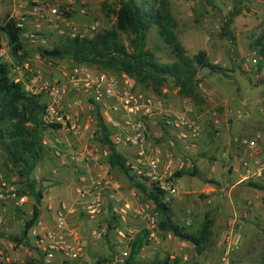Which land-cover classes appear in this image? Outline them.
Returning <instances> with one entry per match:
<instances>
[{
  "label": "rangeland",
  "instance_id": "374dc122",
  "mask_svg": "<svg viewBox=\"0 0 264 264\" xmlns=\"http://www.w3.org/2000/svg\"><path fill=\"white\" fill-rule=\"evenodd\" d=\"M38 1L41 0H20V3L17 0H0V21L8 16L18 18L24 11L31 10ZM169 1L176 19L174 31L186 54L193 57L203 50L208 60L218 65L221 71L197 69L195 75L197 95L194 99L179 94L178 88L170 78L166 79L161 87V93H158L146 89L125 73L104 71L113 72L120 79L122 74H125L129 84L141 91L157 95L167 107L174 109L187 107L189 116L201 125L202 132L196 146L190 149L174 141L171 136H156V125L150 128V139L152 146L160 147V144L166 143L165 149L171 150L175 160L183 163L175 172L188 170L176 181V187L183 198L179 200L183 204L181 208L176 207L179 208L176 214L184 216L183 212L192 207V211L188 213L191 218L190 225H187L188 230L198 232L203 221L208 219L212 221L211 237L200 254L188 242L185 247L179 249L178 241L173 244L171 242L169 246L164 244L160 250H152L150 245L145 246L135 257L134 262L150 264L156 256L163 258L172 254V258L184 260L185 263L182 264L253 263L264 253V189L253 188L248 183L264 184V170L258 176L254 173L252 165L248 167V171L243 167L239 156L235 154L236 157L233 158L227 154L216 163L218 167L211 171L210 185L214 189L208 193L198 190L203 186V180L199 177L208 175L213 164L211 161L217 160L220 156V147H216L220 144V137L232 141L235 136L247 138L259 136L262 149L259 147L253 153L264 154V59L257 55L254 44L256 38L264 32V0H214V8H210L204 0ZM234 5L241 7V13L234 18L229 27L233 35L231 39L222 34L221 28L226 14ZM74 6L75 9L66 14L70 27L81 29L93 26V32L96 34L114 24L115 17L109 11V7L115 8L117 0H75ZM80 8H83L84 12H81ZM70 32L68 26L60 22L54 24L42 21L39 33L47 38L46 43L34 44L21 35L23 48L14 53L6 35L0 31L2 50L0 58L8 64L10 77L13 80L18 79L26 90L40 94V100L46 104L50 98L42 89L45 80L64 82L65 74L80 66L99 70L96 66L75 64L66 58L41 55V50H49L58 40L69 36ZM120 36L128 45V36L126 34ZM145 47L159 62L167 63L174 60L171 48L155 26L150 27L147 32ZM63 107L58 113L64 120L51 123L46 121L41 140H47L48 144L42 143L44 157L31 175L37 186L43 190L40 212L47 214L53 225L52 217L57 205L51 203L48 195L51 194L52 199L57 198L70 206L77 199L76 188L81 184L79 180L81 174L96 176L98 172L95 166L86 168L74 157L71 158L73 151L79 149L95 151L99 154V162L104 166L108 164L109 154L104 153L106 149L109 152L108 146L99 141L97 111L86 97L68 88L63 98ZM51 124L60 126L52 127ZM55 138H59L60 143H56ZM200 159L204 167L197 172L198 165L195 162ZM193 166L199 177L191 173ZM85 169H90L91 173L85 174ZM106 169L120 185L121 194L116 204L117 210L124 208L126 211L117 212L118 220L115 227L108 228L107 225L104 233L96 238L91 236V231L97 227L96 222L85 219V216L78 212L68 222V227L79 234L82 233L83 239L89 243V248H86L83 256L75 259H64L57 255L51 264H94L101 257L114 262L119 251L125 247L130 249V240L136 233L144 230L134 208L148 205L151 210H156L149 205L148 199L139 188L129 182L126 175L109 165ZM129 174L132 175L130 172ZM134 181L136 182V179ZM19 183L16 171L9 166L0 148V186L3 193V197H0V251L10 260L3 264H44L42 254L35 245V233L32 232L33 228L40 231L39 225L31 228L28 245L10 238L20 235L24 219L30 216L33 203V199L26 196L22 204H17L11 196L20 186ZM163 198L174 203L175 197ZM129 200L133 202L126 207L125 204ZM49 203L52 204L51 208L48 207ZM181 223L183 224V221ZM229 224H233V233L240 234V238L237 246L224 260L225 237L230 229ZM119 231L123 235L119 234Z\"/></svg>",
  "mask_w": 264,
  "mask_h": 264
},
{
  "label": "built area",
  "instance_id": "2783aa9c",
  "mask_svg": "<svg viewBox=\"0 0 264 264\" xmlns=\"http://www.w3.org/2000/svg\"><path fill=\"white\" fill-rule=\"evenodd\" d=\"M17 1L20 3V0ZM74 2L75 0H41L36 2L31 10L24 11L21 16L16 18L17 26L21 28V35L31 43L44 45L47 38L39 31L42 21H45L54 24L60 22L66 27L68 26L71 30L69 36L92 37L94 35L93 26H85L81 29L69 26L70 21L66 14L75 9ZM80 10L84 12L83 8ZM1 54L2 50L0 49ZM65 75L66 81L64 82L45 80L42 84V89L50 98L46 104L45 120L48 123L64 120L58 112L64 108L63 98L66 90L69 88L80 92L96 109V116H100L112 144L126 157L125 164L134 179L139 183L158 189L166 199L170 196L177 197L178 189L174 173L177 167H181L183 163L174 162V153L171 150L163 152L158 146H152L150 128L156 125L159 130L166 131L168 136L185 148L195 147L202 127L189 116L188 108L174 109L165 106L157 95L141 91L129 84L125 74H122L120 79L113 72L80 66ZM258 137L235 136L232 141L236 146L235 154L241 158L243 167L249 171L248 167L252 165L254 173L259 176L264 170V154L253 153L259 149L261 144ZM55 142L60 143V139L55 138ZM41 143L48 144V141L41 140ZM104 153H109L108 149ZM70 157H74L77 162L82 164L95 166L98 172L92 181L76 188L77 199L72 205L60 204L55 208L52 217L54 225L51 228H41L40 231L32 230L35 233V245L42 254L44 264H51L57 255H61L64 259L81 257L83 250L79 242L71 243L67 240L69 214L77 211L87 219L94 220L97 227L92 230V235L100 237L105 231L107 221L112 217L117 221V212L124 213L126 211L124 208L117 210L116 204L121 194L120 185L113 180L106 169L108 164L104 166L99 162L100 157L97 152L79 149L74 150ZM1 189L0 186V197H3ZM11 196L17 204H22L26 200V196H16L14 193ZM125 206H130V203L127 202ZM151 206L155 207L154 204ZM134 210L141 219L149 240H155L160 236L166 238L173 236L171 232L159 228L157 210H151L148 205L140 208L135 207ZM229 226L230 229L225 237L224 260L237 246L240 238V234L233 233V224H229ZM119 234L123 235L121 231ZM129 252L128 247L121 249L115 256L114 263L125 264ZM9 261L8 256L0 251V264Z\"/></svg>",
  "mask_w": 264,
  "mask_h": 264
},
{
  "label": "trees",
  "instance_id": "16d2710c",
  "mask_svg": "<svg viewBox=\"0 0 264 264\" xmlns=\"http://www.w3.org/2000/svg\"><path fill=\"white\" fill-rule=\"evenodd\" d=\"M214 8V0H204ZM115 20L112 27L97 32L92 37L67 36L54 43L49 50H41V55L58 59H69L75 64L96 66L99 70L122 72L146 89L161 93V87L170 78L178 88L179 94L194 99L196 97V79L198 68H208L218 72L221 68L211 63L205 51H199L189 57L184 46L175 34L176 19L172 13L169 0H117L115 8L109 7ZM241 13V7L234 5L226 14L222 25V34L233 39L230 25L234 18ZM155 26L171 48L174 60L162 63L156 60L151 51L145 47V39L150 27ZM0 31L3 32L10 44L12 52L22 50L21 28L17 26L16 18L6 17L0 21ZM121 34L128 36V45ZM256 53L264 59V32L254 41ZM40 94L26 90L21 82L10 77L9 67L0 58V148L5 154L9 166L16 171L20 179V186L15 190L16 196H27L33 199L31 214L24 219L19 236H10L15 242L22 241L29 244L28 233L37 222L40 213L39 205L43 195L41 187L32 178V172L45 154L41 138L45 125L46 103L40 100ZM97 123L100 127L99 141L109 148L107 163L126 175L130 183L151 200L159 213V228L169 231L179 239L190 243L197 253H201L211 237V220L205 219L198 232H189L178 225L172 218V208L169 201H165L163 194L156 188L135 182L134 176L129 174L126 157L112 144L106 127L100 116ZM59 127L60 124H51ZM188 170H179L175 177L181 176ZM191 173H196L193 169ZM249 186L264 189V184L249 182ZM115 218L107 221L108 228L115 227ZM145 230L136 233L130 240V252L125 264L134 262L141 248L148 243ZM107 261L98 258L96 264ZM150 264H181L178 258L156 256ZM264 264V253L253 263Z\"/></svg>",
  "mask_w": 264,
  "mask_h": 264
},
{
  "label": "crops",
  "instance_id": "0c3cea01",
  "mask_svg": "<svg viewBox=\"0 0 264 264\" xmlns=\"http://www.w3.org/2000/svg\"><path fill=\"white\" fill-rule=\"evenodd\" d=\"M264 101V100H263ZM155 135L156 136H160V137H164V136H167L168 135V133L166 132V131H161V130H159L157 127H156V130H155ZM225 135V134H224ZM220 144H217L216 145V147H220L219 148V150H220V156H219V158L216 160H214V161H211V163H213L210 167L211 168H209L210 169V171H209V174L208 175H206V174H204V175H201V177H199L197 174L198 173H192L194 176H197V177H199V178H201L202 180H203V183H202V187L198 190V191H200V192H204V193H208L209 191H211L212 189H214L213 188V186H211L210 185V183H211V180H210V175H211V171L212 170H215V167H218L217 165H216V163L221 159V158H223L225 155H230V157H233V158H235L236 157V155H235V149H236V146H235V144L233 143V141H231L230 139H228V138H225V137H220ZM156 146V145H155ZM160 147H158V148H160L161 149V151H163V152H165V151H167L165 148L167 147V145H166V143L165 144H160L159 145ZM157 147V146H156ZM260 148L262 149V145L260 144ZM165 149V150H164ZM195 150V148H193V150L192 151H194ZM90 151H92V150H90ZM89 151V152H90ZM171 152V151H170ZM192 153V152H191ZM192 156H193V154H192ZM174 162L175 163H177V161L174 159ZM195 163H197V165H198V168H197V172L199 171V169H201V168H203L204 167V165H203V163H202V159H200L198 162H197V160H196V162ZM86 168H89V167H92L91 165H87V164H83ZM93 168V167H92ZM92 168H90L91 170H92ZM90 169H85L86 171H85V174H87L86 172H88V173H91V170ZM193 169H195V167L193 166ZM192 169V170H193ZM196 170V169H195ZM182 176V175H181ZM181 176H179V177H175V183H176V181H177V179L178 178H180ZM94 177L95 176H93V175H90V176H88V175H84V174H81V176L79 177V180H80V183L81 184H86V183H88V182H90V181H92L93 179H94ZM246 176H243V178H245ZM78 180V181H79ZM80 184V185H81ZM177 185V184H176ZM257 189V188H256ZM181 196L182 195H180V191H178V195H177V197H175L174 198V203L172 202V203H170L171 204V208H172V218H173V220L178 224V225H180V226H182V227H185V229L187 230V231H189L188 230V226L187 225H190V223H191V218L189 217V215H188V213H190V211H192V207H189V208H187V210H186V212H183L184 213V216L181 214V216H179V215H177L176 213H177V210L179 209V208H181L182 207V204L183 203H181L179 200L180 199H183V198H181ZM48 197H49V199H51V203L53 202V203H55V205H57L55 208H57L60 204H65V203H63V202H61L60 200H58L57 198H56V200L55 199H52L51 198V194H49L48 195ZM76 197H77V195H76ZM133 202V200H129L128 201V203H132ZM148 202L149 203H151V205H153V203L151 202V200H148ZM51 203H49V205H48V207L49 208H51L52 207V204ZM177 206H179V208L177 209L176 207ZM55 208H54V210H55ZM40 209V208H39ZM186 213V214H185ZM76 214H78V212L77 211H74L73 213H71V214H69L68 215V222L71 220V218L73 219V216L74 215H76ZM130 219H132L131 217H129ZM85 219H86V217H85ZM50 219H49V216L47 215V214H45L44 212L41 214V212L39 213V216H38V220H37V222L32 226V227H35L36 228V226L37 225H39V227H41V228H45V227H47V228H51L52 226H53V223H51V221H49ZM89 220V219H88ZM89 221H94V220H89ZM139 221H141V219L139 218ZM183 221V224L181 223ZM0 222H1V219H0ZM116 222V221H115ZM142 222V221H141ZM187 222H188V224H187ZM129 223V222H128ZM31 227V228H32ZM34 229V228H33ZM31 230V229H30ZM30 232V231H29ZM68 232H69V235L67 236V240L69 241V242H71V243H75V242H79V244L82 246V250H83V252H82V254H84L85 253V251H86V248H89V243H87V241H85V239H83V234L81 233V234H79L78 232H75L74 230H72V229H69V227H68ZM190 232V231H189ZM91 233H92V231H91ZM91 233H90V235H91ZM28 235H29V233H28ZM92 236V238H96V237H94L93 235H91ZM82 237V238H81ZM178 239V240H177ZM178 241H180L179 242V249H182L183 247H185L186 246V242L185 241H183V240H180L178 237H176L175 235H173L172 237H170V238H166L165 236H160V237H158L157 239H155V240H149V242L146 244V245H144L142 248H141V250H143L144 248H145V246H149L150 245V247L152 248V250H160V249H162L163 248V245L165 244H167V246H169L168 244H170L171 242H172V244H173V242H176V243H178ZM193 247V246H192ZM194 248V247H193ZM170 251H172V250H170ZM88 252H89V250H88ZM81 254V255H82ZM83 256V255H82ZM170 259H174V258H172L173 256H172V254H170L169 256H168ZM180 260V259H179ZM97 261V260H96ZM96 261H95V263L94 264H96ZM180 263L182 264V263H185L184 262V260H180ZM98 264H115L113 261H105V262H102V263H98ZM131 264H135V262L133 263H131ZM208 264V263H207Z\"/></svg>",
  "mask_w": 264,
  "mask_h": 264
}]
</instances>
